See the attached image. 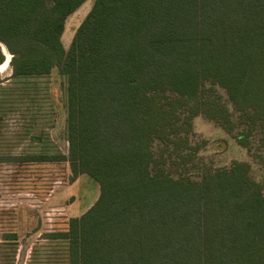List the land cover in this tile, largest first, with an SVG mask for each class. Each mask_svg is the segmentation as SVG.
<instances>
[{
	"label": "trees",
	"instance_id": "16d2710c",
	"mask_svg": "<svg viewBox=\"0 0 264 264\" xmlns=\"http://www.w3.org/2000/svg\"><path fill=\"white\" fill-rule=\"evenodd\" d=\"M85 1L0 0L12 55L0 119L22 95L33 103L25 79L57 67L69 145L2 159L68 160L73 178L100 185L49 238L68 242V264H264L262 183L246 162L199 170L189 140L202 114L242 128L238 140L264 162V0H95L66 49V20Z\"/></svg>",
	"mask_w": 264,
	"mask_h": 264
},
{
	"label": "rangeland",
	"instance_id": "374dc122",
	"mask_svg": "<svg viewBox=\"0 0 264 264\" xmlns=\"http://www.w3.org/2000/svg\"><path fill=\"white\" fill-rule=\"evenodd\" d=\"M94 2L86 0L68 16L62 35L66 49ZM11 74L10 65L0 71L3 78ZM25 80L31 81L29 87L36 93L33 103L22 95L20 107L0 119V264H68V242L49 234L83 215L98 199L100 185L87 174L73 178L68 160L19 163L2 159L8 153L68 154L66 77L55 67L50 74ZM218 91L234 110L226 92L220 87ZM241 131L239 127L229 131L202 114L195 116L189 140L198 148L199 170L246 162L264 187V162L240 143ZM11 231L18 235L14 241L6 236Z\"/></svg>",
	"mask_w": 264,
	"mask_h": 264
},
{
	"label": "water",
	"instance_id": "95a60500",
	"mask_svg": "<svg viewBox=\"0 0 264 264\" xmlns=\"http://www.w3.org/2000/svg\"><path fill=\"white\" fill-rule=\"evenodd\" d=\"M0 46L3 48L4 52H5V55H6V60L2 63L4 64L5 62H7L8 65H10V61H11V58H12V55L8 49V47L6 46V44L0 40ZM1 65V64H0Z\"/></svg>",
	"mask_w": 264,
	"mask_h": 264
},
{
	"label": "bare ground",
	"instance_id": "6f19581e",
	"mask_svg": "<svg viewBox=\"0 0 264 264\" xmlns=\"http://www.w3.org/2000/svg\"><path fill=\"white\" fill-rule=\"evenodd\" d=\"M9 65L7 64V62H5L4 64L0 65V71H2L3 69H5L6 67H8Z\"/></svg>",
	"mask_w": 264,
	"mask_h": 264
}]
</instances>
